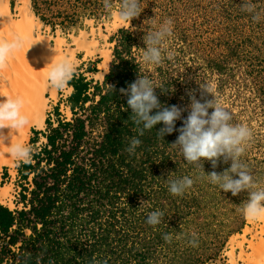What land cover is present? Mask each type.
<instances>
[{
  "label": "trees",
  "instance_id": "1",
  "mask_svg": "<svg viewBox=\"0 0 264 264\" xmlns=\"http://www.w3.org/2000/svg\"><path fill=\"white\" fill-rule=\"evenodd\" d=\"M129 40L123 29L111 39L101 81L73 75L70 118H58L55 126L45 121L44 142L17 168L20 208L0 205V264H146L160 243V225L146 218L155 210L168 216L174 203L168 181L181 179L191 164L171 145L178 131L162 139L160 123L138 135L119 91L144 76L130 57ZM149 78L160 103L174 105L169 80ZM182 124L177 120L176 128ZM134 136L142 143L130 155L125 149Z\"/></svg>",
  "mask_w": 264,
  "mask_h": 264
},
{
  "label": "rangeland",
  "instance_id": "2",
  "mask_svg": "<svg viewBox=\"0 0 264 264\" xmlns=\"http://www.w3.org/2000/svg\"><path fill=\"white\" fill-rule=\"evenodd\" d=\"M250 2L261 14L258 22L241 9L243 0H139L141 13L129 24L122 23L118 16L122 0H109L111 8L105 7L104 0H28L40 35L48 37L50 45L57 39L64 41L63 49H69L65 52L67 58L70 59L68 53H73L74 75L101 81L112 58L115 42L111 39L123 29L129 34L130 57L144 76H153L155 80L162 74V78L169 80L174 105L187 108L190 91L195 92L197 99L202 95L204 99H214L203 93L200 85H215V96L232 113V122L247 125L253 132L241 160L255 176L264 169V0ZM20 3L21 0L8 2L13 21H18L16 8ZM168 19L173 22V35L164 42L163 63L144 64V35L158 30ZM82 35L87 43L94 41L96 45L89 55L75 46L74 42ZM168 52L173 53L171 60L167 59ZM54 90L55 98L45 95L49 104L45 121L53 126L58 118H70L66 99L72 89L69 91L67 85L62 90ZM187 115L188 111H184L179 121L183 122ZM45 131L46 125L43 129L32 128L24 145L31 149L38 147L44 142L41 132ZM35 138L37 142L31 144ZM21 162L13 159L11 165L2 166L0 173V185L9 193L0 205L10 210L20 208L16 202L22 183L17 176ZM202 163L203 169L191 165L190 170H184L183 177L194 180L192 188L182 196L170 194L174 203L166 207L168 216L155 228L161 235L172 234V242L166 243L161 236L160 243L153 245L147 255L146 264L223 261L221 258L234 229H242L247 191L237 196L223 192L204 178L203 173V170L206 174L222 173L231 161L224 163L221 159L215 169L210 161ZM257 184L264 188V174ZM193 232L198 238L197 247L189 244Z\"/></svg>",
  "mask_w": 264,
  "mask_h": 264
},
{
  "label": "clouds",
  "instance_id": "3",
  "mask_svg": "<svg viewBox=\"0 0 264 264\" xmlns=\"http://www.w3.org/2000/svg\"><path fill=\"white\" fill-rule=\"evenodd\" d=\"M104 5L106 8H111L109 0H104ZM241 9L252 14L253 21H260L261 14L250 0H243ZM140 13L139 0H122L118 10L122 23L130 24L131 20L138 17ZM172 35L173 22L171 19L166 20L158 30L145 34L143 40L146 48L142 54L143 63L161 65L165 59L164 42ZM23 46L24 41L21 37L12 40L0 39V68L4 66L9 55ZM172 58L173 53L168 52L167 59ZM75 70L74 62L66 56H61L50 63L46 72V82L49 87L62 90L73 78ZM110 87L114 91L113 86L110 85ZM156 88L158 87L154 86L148 76L139 75L127 88L119 90L127 97V106L131 109L130 119L137 126L138 135L143 136L145 131H151L157 124L162 123L164 127L156 132L158 137L163 139L166 134L178 131L179 135L171 145L179 148L187 164L203 169L202 161L207 160L215 169L221 159L224 163L231 161L230 167L222 173L213 171L206 174L203 170L204 178H207L211 184L219 186L223 192H231L233 196L247 191L248 199L243 203L242 209L244 217L249 221L264 218V188L258 186L248 166L241 160L248 142L252 139L253 132L247 125L232 122V113L222 106L215 96V85H200L203 93L214 97L211 100L204 99L203 95L201 99H197L195 92L190 91L188 93L190 104L187 108L162 105L155 93ZM22 104L23 101L19 97L0 98V131L5 128L21 129L29 124L28 118L21 112ZM209 109L212 111L209 112ZM153 110H157L155 114H152ZM184 111H188V115L183 119L182 127L177 129L176 121L182 118ZM141 143V139L134 136L130 139L125 151L130 155L135 154ZM9 152L25 163L29 162L32 157V149L19 142L12 144ZM200 178L202 177H197V179ZM193 184L194 180L189 176L169 180L168 191L173 196H182L186 190L192 188ZM164 215V212L160 210L152 211L148 214L146 223L153 227L160 225L164 220ZM191 236L189 244L197 247L196 233L193 232ZM162 239L166 243H171L173 236L165 233Z\"/></svg>",
  "mask_w": 264,
  "mask_h": 264
},
{
  "label": "bare ground",
  "instance_id": "4",
  "mask_svg": "<svg viewBox=\"0 0 264 264\" xmlns=\"http://www.w3.org/2000/svg\"><path fill=\"white\" fill-rule=\"evenodd\" d=\"M8 2L0 0V39L21 37L24 46L9 55L0 68V98L19 97L23 101L21 112L28 118L29 124L21 129L5 128L0 131V173L3 165H11L15 159L9 152L10 146L18 142L24 144L32 128L43 129L45 126L49 109L45 95L55 98V90L46 82V72L51 62L65 56L69 50L67 47L63 49L64 41L57 39L50 45L49 38L40 35L39 24L33 19L28 0H21L16 8L18 21L12 20ZM74 43L86 55L96 49L94 41L87 43L84 35ZM68 54L72 60L73 53ZM106 60L105 55L104 62ZM262 171L264 169L254 176L256 182L264 174ZM8 195L7 189L0 185V204ZM244 219L242 229H234V235L230 237L228 248L221 258L223 261L215 260L214 264H264V218L257 221Z\"/></svg>",
  "mask_w": 264,
  "mask_h": 264
}]
</instances>
